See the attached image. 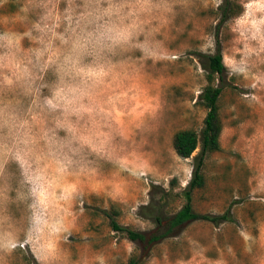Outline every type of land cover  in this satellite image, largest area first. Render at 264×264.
I'll return each mask as SVG.
<instances>
[{
    "label": "rangeland",
    "instance_id": "1",
    "mask_svg": "<svg viewBox=\"0 0 264 264\" xmlns=\"http://www.w3.org/2000/svg\"><path fill=\"white\" fill-rule=\"evenodd\" d=\"M223 1L0 0V264H264V0H233L241 13L221 23ZM110 2L133 10L134 38L76 47L95 29L82 14ZM218 40L221 149L193 207L232 221L133 240L113 220L151 236L162 189L170 211L186 201L201 146L181 157L173 138L204 126Z\"/></svg>",
    "mask_w": 264,
    "mask_h": 264
},
{
    "label": "trees",
    "instance_id": "2",
    "mask_svg": "<svg viewBox=\"0 0 264 264\" xmlns=\"http://www.w3.org/2000/svg\"><path fill=\"white\" fill-rule=\"evenodd\" d=\"M240 7L233 0H224L221 6V23L239 15L242 10ZM202 62L206 71V84L200 94V103L207 108L204 126L200 133L193 128L181 129L175 133L173 138L174 148L181 157H191L196 149L201 146L199 153L194 156L192 178L183 190L186 201L178 211H170L168 209L166 190L162 189L161 199L154 206V209L144 212V215L155 223L151 236L145 232L123 227L113 220L114 227L118 230L126 231L133 240H141L151 245L172 235L175 231L184 227L186 223L193 220L205 219L214 223L232 221L230 210L221 215H212L198 213L193 207L194 190L202 188L206 184L204 174L206 158L210 153L221 149L223 121L219 100L224 89V74L227 67L224 63L219 40L216 52L204 54ZM217 79L220 81L218 82ZM130 264H137V259L132 258Z\"/></svg>",
    "mask_w": 264,
    "mask_h": 264
},
{
    "label": "clouds",
    "instance_id": "3",
    "mask_svg": "<svg viewBox=\"0 0 264 264\" xmlns=\"http://www.w3.org/2000/svg\"><path fill=\"white\" fill-rule=\"evenodd\" d=\"M124 3H115L110 2L107 7L103 9H97L94 13H86L82 14L85 16H90L92 19L89 22L95 23V29L93 31L88 32L86 35L82 37H78L74 42L76 47H85L88 44L95 46L107 47L109 49L120 46L123 44L129 43L135 36V29L137 25L135 22L131 24H123V20L126 16L132 14V9H129L128 13L124 12L125 8ZM115 17L116 19H113ZM107 18V19H105ZM119 20L120 22H117ZM51 30L47 25L44 26L43 30ZM7 42L9 46H13L17 43V40L13 36H9L7 38ZM66 62L70 63V66L76 72H83L85 75H89L90 73L86 72L84 69L75 68V61L72 58L65 57ZM75 89L69 88L68 92H74ZM63 95V90H61Z\"/></svg>",
    "mask_w": 264,
    "mask_h": 264
}]
</instances>
